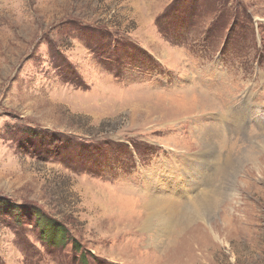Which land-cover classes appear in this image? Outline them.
<instances>
[{"label": "rangeland", "instance_id": "obj_1", "mask_svg": "<svg viewBox=\"0 0 264 264\" xmlns=\"http://www.w3.org/2000/svg\"><path fill=\"white\" fill-rule=\"evenodd\" d=\"M207 95L264 113V0H0V264H264L262 122L228 123L195 228L129 227L186 187Z\"/></svg>", "mask_w": 264, "mask_h": 264}, {"label": "bare ground", "instance_id": "obj_2", "mask_svg": "<svg viewBox=\"0 0 264 264\" xmlns=\"http://www.w3.org/2000/svg\"><path fill=\"white\" fill-rule=\"evenodd\" d=\"M201 95L199 97H203V95L206 96V93H202ZM207 97L208 98L206 99L208 100V102L205 107L213 108L212 106L214 104L212 103L214 102H210V98L208 95ZM220 103V105L222 106L223 114H225V116H221L222 112L221 110H217L218 108L216 105L215 108H213L215 113L210 115L209 119L207 120L211 121L210 124H203L201 127L196 124V126L193 127L192 130L194 131V133L196 132L194 134V139H196L195 142L198 144L199 151L192 153L191 156L187 155L188 151H186L185 156L188 157L189 160H184L182 164H178L177 170H175L177 178L179 176L186 177L184 178L186 187L181 186V183L180 185L178 183L172 191L167 186L161 184V190L157 185L159 184L160 186V183H157V181H160L153 177L157 181L154 182L152 180V182L147 187L148 189H150L149 191H147V193L151 195L146 196L144 200V204L142 206L144 208V211H142L143 213L137 220V224L135 226L130 224L129 227L139 228L147 233L153 232L154 229L158 227L160 232L163 233V231L169 229L174 222L176 223V221L178 222L181 220L182 222H179V229L177 230V233H175V230L173 229L170 231L172 235L178 236V234H183L180 233V231L183 230L185 232L188 229L192 230L197 226L196 224L194 226V217H203L205 215L208 216L209 214H211L210 212L218 209L219 205L224 204L220 202V199L223 196L221 190L218 188H213L219 186L216 183L222 182L223 179L228 177L227 172H230L231 165L234 161L233 158L229 156L228 163L230 165H225L224 168H221L217 165V162L223 161L224 158L222 155V151L225 148H228L230 143L228 142V139L226 137L227 134H225V130L229 134L230 130L233 131L230 126L231 124H234L236 129H239L238 132H243L247 130V127L251 122H255V124L257 125L261 122L264 123V113L262 112V110L253 112L251 107H247L249 98H246L244 101H242V104L244 105L243 107L241 104L240 107H234L235 109L231 108L233 106H227L229 105L227 102L220 101ZM261 112L262 116L258 120L257 118L254 119V117ZM235 113L238 114L236 115ZM228 123L230 124V126L228 125ZM260 132L263 139L264 129H261ZM233 133L235 132L233 131ZM217 146H219L220 152L217 151ZM213 169L214 172L212 173ZM219 169H221L222 172L218 174L217 172H219ZM216 173L219 175L218 177L216 176ZM234 173L230 175L229 179L234 177ZM212 177L217 182L211 188L210 184ZM215 177H217V179ZM208 180L210 181L209 184ZM207 185L210 186L208 187L207 191H204L203 189L200 190V188H204ZM167 191L171 194L165 195L164 192ZM229 202L230 201H228L227 204H230ZM238 209H240V207L237 209L233 208L232 214H230L233 217L237 216L236 212H238ZM122 231L126 232L127 229L125 228ZM129 232L134 231L130 229ZM212 232L216 236V239L220 240V238H222L219 231L214 229L212 230ZM155 235H158V232H156ZM155 235H150L147 241L154 242L156 240Z\"/></svg>", "mask_w": 264, "mask_h": 264}]
</instances>
